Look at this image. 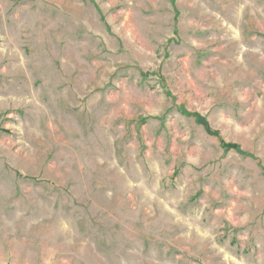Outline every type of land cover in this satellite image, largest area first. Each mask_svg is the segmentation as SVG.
<instances>
[{
  "label": "rangeland",
  "instance_id": "1",
  "mask_svg": "<svg viewBox=\"0 0 264 264\" xmlns=\"http://www.w3.org/2000/svg\"><path fill=\"white\" fill-rule=\"evenodd\" d=\"M0 264H264V0H0Z\"/></svg>",
  "mask_w": 264,
  "mask_h": 264
}]
</instances>
